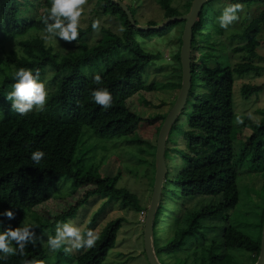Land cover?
I'll return each mask as SVG.
<instances>
[{"label":"trees","instance_id":"obj_1","mask_svg":"<svg viewBox=\"0 0 264 264\" xmlns=\"http://www.w3.org/2000/svg\"><path fill=\"white\" fill-rule=\"evenodd\" d=\"M103 1V14L119 17L123 21L122 37L105 31L101 44L88 46L84 42L91 29L79 27V37L76 41L68 43L57 37V40L71 46V56L57 60L52 49L42 38L45 34L43 17L51 7V0H0V46L6 39L27 36L18 43L19 51H11L3 60L0 59V74L7 75L5 84L9 89L16 83L14 76L20 68L31 70L34 75L38 70L40 79L47 68L55 70L57 76L62 75L55 90L46 96L43 111L34 110L20 115L14 113L10 105L4 103L3 98L0 100L1 110L6 111L5 117L0 120V213L10 210L14 212L15 217L9 220L0 215V234L10 228L14 230L21 227L27 214L51 200L55 184L60 178L71 179L75 188L84 191V194L62 213L42 221L28 220L27 225L32 227L37 238L35 246L28 244L23 254L9 255L7 259L0 258V264H46L49 256L42 248V236L47 233L49 237H55L57 224L73 217L79 206L90 198L98 197L108 202H119L121 208L137 213L146 212L136 196L125 189L116 188L117 177L99 178L88 172L74 171L73 168L78 163L76 154L84 128L106 140L129 137L138 130L144 120L131 111L125 101L146 88L143 77L146 70H151V67L155 69L154 63H160L159 68L155 69L157 71L163 70L162 68L169 70L172 82L165 83L163 88L179 91L182 30L177 39L178 49L167 62L163 60L160 52H146L136 42L137 37L144 41L150 37H162L170 33L177 24L183 25V22L170 23L161 31H138L130 26L119 6L110 0ZM116 1L123 3L121 0ZM185 1L187 14L193 0ZM238 1L251 4L259 0ZM157 2L164 12L165 19L182 16L170 5L171 0ZM261 2L264 4V1ZM23 7L33 9L35 17L20 18ZM127 9L129 10L128 7ZM130 13L132 15V12ZM263 23L264 12L245 27L244 44L232 50L235 54H245L247 61L233 67L213 69H203L193 62V53L195 54L197 48L202 45V41L197 42L195 37L204 28L198 19L193 27L191 87L183 109V112L186 106L189 109L186 113L188 129L183 135L187 139L186 147L191 153L181 154L188 167L170 183L183 198L204 196L218 198V201L197 212H182L176 221L178 228L173 239L162 247L155 246L156 257L168 255L175 258L177 264H228L225 258L229 253L246 252L250 264L257 261L264 221V186L255 196L257 202L250 200L252 205L260 210L252 229L253 234L246 233L242 225L217 230L216 226L206 227L204 223L224 222L234 211L239 201L236 183L239 167L246 164L247 174L264 175V124L255 128L246 138L236 159L232 155V143L237 130L233 109L234 77L259 73L260 68L253 64V60L256 58V49L259 46L257 37ZM117 49L128 52V57H118L109 63L110 57ZM95 63L106 64V70L99 74V84L94 81L96 75L88 77L81 70ZM6 69H9V74ZM97 89H107L111 93L110 108L104 109L95 104L91 92ZM263 89V84L244 85L241 94L243 99H250ZM165 117L166 115L155 118L160 122L157 132ZM177 120L172 129L176 128ZM37 150L45 154L39 164L31 159L32 153ZM262 177L264 180V176ZM96 219L97 216L88 225L85 233L97 224ZM155 223L156 219L153 228ZM122 224L123 219L109 222L99 234L93 248L79 249L75 264H102L108 252L114 248ZM11 247H16L14 242ZM3 256L0 252V257Z\"/></svg>","mask_w":264,"mask_h":264},{"label":"rangeland","instance_id":"obj_2","mask_svg":"<svg viewBox=\"0 0 264 264\" xmlns=\"http://www.w3.org/2000/svg\"><path fill=\"white\" fill-rule=\"evenodd\" d=\"M121 1L132 12L133 19L138 26L147 27L150 24L159 26L166 20L157 0ZM236 3L242 4L243 10L237 13L239 19L225 30L219 26L217 18L226 6ZM103 5V0H87L83 6L84 10L79 27L91 29L86 42H84L88 46L101 44L105 31L122 37L123 21L119 17L103 14ZM170 5L177 9L182 16L185 14L187 9L185 0H171ZM201 11L198 21L204 28L197 33L195 40L197 42L201 40L202 45L199 49L197 48L195 54L193 53V62L199 64L203 69H213L233 67L242 61H247L245 54H235L232 50L244 44V29L260 13L264 12L263 2L247 4L238 0H208ZM34 17L35 11L31 8L23 7L20 11V18L22 19ZM95 20H98L100 24L99 29L94 31L92 23ZM183 26L184 23L183 25L177 24L170 33L162 37H150L145 41L137 37L136 43L146 52H160L163 55V60L167 62L178 49L177 39L181 30L183 31ZM209 30L210 32H208ZM26 38L27 36L6 39L0 46V59L3 60L5 55L11 51H19L18 43ZM257 40L259 46L256 49V58L253 60V64L260 68L259 73L254 72L241 77H234L233 109L236 119L234 124H237L235 140L232 143L234 159L245 144L246 138L255 128L264 124V89L250 99H243L241 94V88L244 85H264V23L261 24ZM45 43L52 49L57 60L71 56L70 45L59 40ZM127 54L128 52L123 49H117L110 57L109 63L118 57L127 58ZM154 64L156 65L155 69L159 68V62ZM155 69L151 67V70L145 71L143 80L146 88L125 101L126 106L144 120L138 130L129 137L106 140L97 137L91 130L84 128L76 154L78 163L73 168L74 171L88 172L99 178L113 179L117 177L116 188L125 189L136 196L140 206L145 210L152 195L155 174V161L152 155L155 154L154 149L159 133L157 130L160 123L155 118L168 114L179 93L176 90L170 91V89L163 88L165 83L172 82L169 70L162 68L163 70L157 71ZM81 70L88 77L99 75L106 70V64L95 63L93 66H86ZM9 72V69H6V73L9 74ZM55 73V70L47 68L39 80L44 84L47 95L55 90L59 79L62 77V75L57 76ZM6 76L5 73L0 74V100L3 98L4 103L12 108V102L6 96L13 88L10 87L9 89V86L5 84ZM1 104L0 101V120L6 114V111L1 110ZM34 110H36L35 107L32 111ZM188 110V106H186L185 111H182L183 113L181 112L178 116L176 128L169 133L168 143L166 142L164 157L166 177L155 216L156 223L152 234L153 248L155 246L162 247L173 239L178 228L176 221L182 212H197L218 201V198L204 196L183 198L177 188L170 183L171 180H176L180 173L188 167L181 158V154L191 153L186 147L187 139L183 135L184 131L188 129L186 115ZM13 112L17 113L14 110ZM246 169L247 165L245 164L237 170L236 183L239 190V201L234 211L230 213L228 220L224 222L215 221L213 224L205 222L204 226L214 225L218 230L222 227L235 228L242 225L246 233L253 234L254 230L252 229H254V223L257 222L256 217H258L260 210L256 209L250 200L257 202L258 199L255 196L264 186L262 177L264 175L247 174ZM83 194V189L75 188L71 179L60 178L55 184L52 199L27 214L21 227L29 224L28 220L34 222L35 219H38L42 221V219H48L62 213ZM95 216H97V224H93L91 229L98 238L109 222L123 219V224L117 233L115 246L108 252L102 264H148L143 243L144 223H141L139 213L131 209L121 208L119 202H108L98 197L90 198L86 203L79 206L73 217L64 223H70L85 233ZM48 238L47 233L41 238L42 248L49 256L46 264H75L79 250L65 253L62 247L58 250L59 253L57 251L52 252L47 244ZM195 252L198 253V251ZM247 255L246 252H231L225 261L228 264H250ZM156 258L160 264H177L175 258H170L168 255H158Z\"/></svg>","mask_w":264,"mask_h":264},{"label":"clouds","instance_id":"obj_3","mask_svg":"<svg viewBox=\"0 0 264 264\" xmlns=\"http://www.w3.org/2000/svg\"><path fill=\"white\" fill-rule=\"evenodd\" d=\"M87 0H51V7L43 17L45 25V42H56L57 37L61 40L71 43L79 37L80 19L83 13V6ZM243 10L240 3L231 4L224 8L222 14L217 18L219 26L225 30L231 24L239 19L238 12ZM100 22L93 21V30L99 29ZM123 30V29H121ZM16 83L12 85L13 90L6 96L12 102V109L20 115H26L35 107L37 111H43L46 104L47 93L44 84L39 82L40 73L37 70L35 75L31 70L20 68L14 76ZM95 83H101V77H94ZM91 97L95 104L104 109L112 106V95L107 89H97L91 92ZM44 152L35 151L31 155L33 162L39 164L44 157ZM0 215L6 216L9 220L14 219L13 211H5ZM145 220V219H144ZM144 223V222H143ZM98 236L94 235L92 230L82 233L77 227L70 223L57 224L55 237H49L47 244L52 252L58 251L63 247L65 253H71L73 250L91 249L95 246ZM16 247H11L12 243ZM37 238L32 231V227L25 224L23 227L8 229L0 234V252L7 259L9 255L23 254V250L28 244L35 246ZM67 245V247H64ZM39 264V262H31Z\"/></svg>","mask_w":264,"mask_h":264},{"label":"water","instance_id":"obj_4","mask_svg":"<svg viewBox=\"0 0 264 264\" xmlns=\"http://www.w3.org/2000/svg\"><path fill=\"white\" fill-rule=\"evenodd\" d=\"M112 3L119 6L122 11L125 13L126 18L130 24V26L134 27L138 31H161L163 30L168 24L173 22H183V31L181 34V46L179 52L180 58V65H181V83L178 96L173 104L172 108L169 110L168 114L166 115L157 139H156V147H155V154H154V161H155V174H154V181H153V188H152V195L150 198L149 205L146 209V216L144 220L143 226V243H144V251L148 261V264H160L156 258L153 242H152V234H153V223L156 216V211L160 202L161 192L163 188V183L165 181L166 176V164H165V149H166V142L172 129L175 121L177 120L178 116L183 111L187 98L188 93L191 87V42H192V30L193 27L201 13V10L204 4L208 0H193L189 11L187 14L166 19L161 25L159 26H138L136 25L135 21L132 18L131 13L127 9V7L119 1L110 0ZM264 1V0H259ZM255 264H264V221L262 226V234H261V242H260V251Z\"/></svg>","mask_w":264,"mask_h":264},{"label":"built area","instance_id":"obj_5","mask_svg":"<svg viewBox=\"0 0 264 264\" xmlns=\"http://www.w3.org/2000/svg\"><path fill=\"white\" fill-rule=\"evenodd\" d=\"M139 216H140V221H141V223H143V222H144V219H145V216H146V212L141 211V212L139 213Z\"/></svg>","mask_w":264,"mask_h":264}]
</instances>
